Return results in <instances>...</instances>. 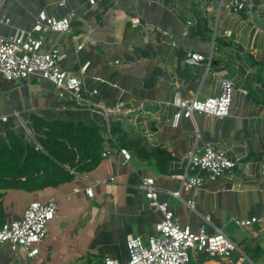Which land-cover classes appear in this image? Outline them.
<instances>
[{
  "label": "crops",
  "instance_id": "0c3cea01",
  "mask_svg": "<svg viewBox=\"0 0 264 264\" xmlns=\"http://www.w3.org/2000/svg\"><path fill=\"white\" fill-rule=\"evenodd\" d=\"M90 1L0 5V34L7 37L32 31L43 10L57 18L76 14L72 34L53 32L48 41L62 50L60 66L83 79L77 102L62 100L49 80H9L0 72L1 134L10 128L37 144L34 118L94 122L104 128V150H110L96 169L57 187L0 192L2 222L21 219L34 201L59 203L39 254L29 257L4 244L0 264H103L106 257L127 262L128 236L149 238L164 219L146 197L145 177L155 179L159 202L168 204L181 226L221 231L237 245L230 258L205 256L209 264H264V231L238 224L264 215V0H249L240 11L229 7L230 0ZM189 52L205 60L188 64ZM223 78L235 86L228 116L175 118L177 95H219ZM96 103L122 113L108 117ZM208 143L225 149L237 165L207 180L194 196L183 187L187 155ZM118 147L130 151L129 162Z\"/></svg>",
  "mask_w": 264,
  "mask_h": 264
},
{
  "label": "built area",
  "instance_id": "2783aa9c",
  "mask_svg": "<svg viewBox=\"0 0 264 264\" xmlns=\"http://www.w3.org/2000/svg\"><path fill=\"white\" fill-rule=\"evenodd\" d=\"M7 0H0L2 6ZM249 0H230L228 5L235 11L247 8ZM97 5V0L90 1ZM264 7V3H263ZM76 14L72 13L63 18H57L43 10L38 14L32 31L23 30L15 36L0 34V72L9 80H28L33 76L49 80L58 90L62 100L75 99L81 102L83 79L72 74L60 66L64 57L57 42L48 41L50 33L72 34V22ZM9 22V20H6ZM139 25V18L132 20ZM48 44V48H46ZM83 45L79 47L82 48ZM205 60V56L189 52L186 62L198 65ZM88 65L83 69L86 70ZM235 86L232 80L223 78L219 95L206 99L183 98L177 95V106L180 112L176 119L182 115L191 117L196 112L214 118H223L229 115L233 101ZM248 93L247 90H244ZM97 109L103 111L108 117L122 113L120 107H105L96 103ZM6 120V118H4ZM137 122V119H134ZM137 124V123H136ZM36 147L41 148L37 142ZM125 161L129 162L132 154L127 148L118 147ZM110 150L104 151V157ZM188 171L183 176V187L187 192L196 196L207 180H216L226 171L232 170L236 161L231 159L227 151L216 143H208L203 150H192L187 155ZM264 174V162L262 163ZM142 186L146 191L149 203L161 210L164 219L156 227V233L149 238L142 235L131 234L127 238L129 260L121 263L110 257L104 259L103 264H209L206 258L227 259L237 251V245L223 232L209 234L205 229L194 232L190 227H183L175 219L174 213L168 209L167 203L158 200V189L155 187L153 177H145ZM87 194L93 198V190L87 189ZM193 204V200L190 201ZM59 203L56 199L42 203L34 201L29 204L24 216L19 220L2 222L0 220V247L9 244L12 251H24L29 257H36L40 252V244L48 230V223L56 216ZM242 227L260 225L264 231V215L250 219L239 220Z\"/></svg>",
  "mask_w": 264,
  "mask_h": 264
},
{
  "label": "trees",
  "instance_id": "16d2710c",
  "mask_svg": "<svg viewBox=\"0 0 264 264\" xmlns=\"http://www.w3.org/2000/svg\"><path fill=\"white\" fill-rule=\"evenodd\" d=\"M36 144L14 130L0 131V192L57 187L96 169L104 159V128L92 122L34 118ZM164 154V151L161 150ZM1 220V219H0Z\"/></svg>",
  "mask_w": 264,
  "mask_h": 264
}]
</instances>
